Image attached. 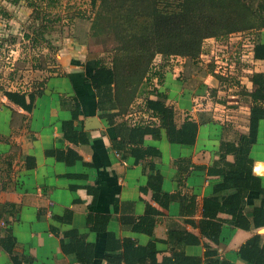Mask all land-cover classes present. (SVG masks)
<instances>
[{
  "label": "crops",
  "instance_id": "crops-1",
  "mask_svg": "<svg viewBox=\"0 0 264 264\" xmlns=\"http://www.w3.org/2000/svg\"><path fill=\"white\" fill-rule=\"evenodd\" d=\"M255 38L264 45V29ZM68 46L35 88L9 91L24 95L26 107L0 95V264H168L179 252L204 260L207 242L221 259L243 264L238 251L264 228L239 229L218 214L213 221L224 222L216 244L200 223L221 181L223 144L237 145L250 131L253 77L264 74V60L253 52L251 64L222 83L210 54L175 56L162 66L159 59L123 112L95 91L87 45ZM148 101L172 110L177 133L196 123L194 141L172 142ZM138 128L148 132L132 136ZM250 158L264 189V120ZM260 204L251 192L245 215ZM177 232L196 241L179 243Z\"/></svg>",
  "mask_w": 264,
  "mask_h": 264
},
{
  "label": "trees",
  "instance_id": "trees-1",
  "mask_svg": "<svg viewBox=\"0 0 264 264\" xmlns=\"http://www.w3.org/2000/svg\"><path fill=\"white\" fill-rule=\"evenodd\" d=\"M22 1L33 10V21L39 20L41 26L45 22L55 25L64 22L68 27L78 19L91 21V38L100 36L105 28L104 23L112 22V18L106 13H126L122 23L130 29L126 28L121 38L126 45L124 51H115L110 65L104 58H97L96 70L91 78L95 91L100 95L104 94L110 102L113 101L114 106L122 107L123 112L140 93L145 80L147 82L150 79L148 74L156 56H161V66L169 63L175 56L200 59L206 40L215 39L220 42L228 40L232 35L252 34L254 56L258 60H264V45L255 40L257 33L264 29V0H121L118 4V0H86L90 4V12L95 16L93 20L92 15H88V11L83 9L73 10L66 16L60 12L62 2L76 0H12V4ZM39 36L42 38L41 34ZM128 43H131V51L127 50ZM117 53L120 55H116ZM57 63L58 61L55 65ZM218 77L222 83L229 81ZM253 83L255 91L251 94L253 104L250 131L247 135H239L237 145L223 144L228 150L220 156L216 167L221 181L216 186L214 195L204 203L200 230L207 241L216 244L219 243L224 222L219 219L218 223L213 221L218 218V214L231 216L232 226L239 229L250 231L264 228V189L261 179L253 174V160L250 158L251 147L257 141L260 122L264 120V74L255 75ZM4 95L25 106L24 95L12 92ZM30 98L32 103L33 94ZM100 104L103 105L102 102ZM147 109L157 118H161L172 142L194 141L198 129L196 123L186 122L177 133L171 109L165 107L161 101H148ZM125 129V126L121 127L122 131ZM140 132L141 128L134 129L131 130V135L135 136ZM146 132L148 131L142 132V135ZM228 154L235 157L234 163L226 161ZM150 178L151 186L154 187V182L160 176L154 173ZM251 192L260 194L261 204L245 215L247 198ZM142 221L145 223L147 217ZM175 235L182 244H189L192 239L193 242L196 241L193 235H186L185 232H177ZM205 246L204 260L188 258L179 252L174 253V262L169 261L168 264H233L221 259L218 251L208 242ZM238 256L243 264H264V234H255L240 248Z\"/></svg>",
  "mask_w": 264,
  "mask_h": 264
},
{
  "label": "rangeland",
  "instance_id": "rangeland-1",
  "mask_svg": "<svg viewBox=\"0 0 264 264\" xmlns=\"http://www.w3.org/2000/svg\"><path fill=\"white\" fill-rule=\"evenodd\" d=\"M120 1L118 0L117 4ZM129 5L131 8V3ZM76 9L88 11L92 20L95 17L90 12L89 1L86 0L70 3L64 1L59 10L66 16ZM32 13L33 10L25 1L12 4V0H0V95L9 91L35 88L36 84L54 69L58 56L67 45L78 44V39L87 45L88 60L94 63L97 58H104L110 65L115 51L120 53L126 46L121 39L125 34L124 30L130 29L122 23L126 17L125 12L106 13L112 18V22L104 23L105 28L100 36L92 38L89 34L91 21L78 19L68 27L64 22L57 25L45 22L41 26L39 20L33 21ZM127 45V50L131 51V43ZM119 53L116 55H120ZM159 59L161 60V56H156L149 77L154 73L155 64Z\"/></svg>",
  "mask_w": 264,
  "mask_h": 264
},
{
  "label": "built area",
  "instance_id": "built-area-1",
  "mask_svg": "<svg viewBox=\"0 0 264 264\" xmlns=\"http://www.w3.org/2000/svg\"><path fill=\"white\" fill-rule=\"evenodd\" d=\"M253 43L252 34L232 35L228 40L220 42L209 39L204 43V53L201 57H207L210 54V58L218 68L217 74L231 81L236 78L240 67L251 64L253 58L251 59L250 55L254 52ZM195 108L203 110L204 107L196 104Z\"/></svg>",
  "mask_w": 264,
  "mask_h": 264
}]
</instances>
